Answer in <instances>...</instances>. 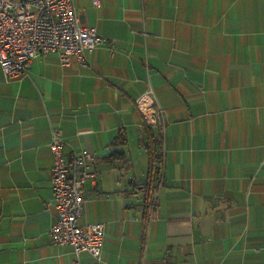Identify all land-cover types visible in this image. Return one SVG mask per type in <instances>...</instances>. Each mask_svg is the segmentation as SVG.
<instances>
[{"label":"crops","instance_id":"obj_1","mask_svg":"<svg viewBox=\"0 0 264 264\" xmlns=\"http://www.w3.org/2000/svg\"><path fill=\"white\" fill-rule=\"evenodd\" d=\"M73 5L106 40L85 66L39 56L13 81L0 68V264L95 263L49 237L52 124L64 156L95 158L78 222L102 225L99 264H264V0ZM149 89L163 128L134 106ZM119 131L126 162L109 164ZM149 133L160 178L145 205Z\"/></svg>","mask_w":264,"mask_h":264},{"label":"built area","instance_id":"obj_2","mask_svg":"<svg viewBox=\"0 0 264 264\" xmlns=\"http://www.w3.org/2000/svg\"><path fill=\"white\" fill-rule=\"evenodd\" d=\"M92 1L99 5V0ZM105 43L94 28L79 22L73 0H0V68L7 81L27 76L39 56H54L62 67L73 62L85 66V54ZM134 106L145 126L163 128L162 111L155 107L150 89L135 99ZM50 133V181L56 210L49 229L50 240L70 246L77 259L80 254L89 253L94 264H99L103 227L82 226L78 222L86 200L84 186L98 178L95 158L86 151L64 156L60 129L52 124ZM149 205L152 214L155 204Z\"/></svg>","mask_w":264,"mask_h":264},{"label":"trees","instance_id":"obj_3","mask_svg":"<svg viewBox=\"0 0 264 264\" xmlns=\"http://www.w3.org/2000/svg\"><path fill=\"white\" fill-rule=\"evenodd\" d=\"M149 137L147 139L146 148L150 157V166L148 168L147 176L145 180L138 184L137 186L142 191L143 190V203L150 200V193L154 188V184L160 178L159 167L154 168L155 163H159L160 161V149H161V134L158 133V136H154L152 133L148 134ZM126 134L124 132L119 131L111 144L109 145V153L104 157V160L109 164H115L117 162L125 161V155L123 153V149L121 148L126 144Z\"/></svg>","mask_w":264,"mask_h":264},{"label":"rangeland","instance_id":"obj_4","mask_svg":"<svg viewBox=\"0 0 264 264\" xmlns=\"http://www.w3.org/2000/svg\"><path fill=\"white\" fill-rule=\"evenodd\" d=\"M141 119H142V117H141ZM144 178V176L143 177H141V178H135V179H138V180H140V179H143Z\"/></svg>","mask_w":264,"mask_h":264}]
</instances>
